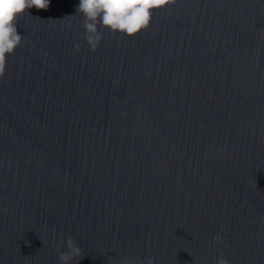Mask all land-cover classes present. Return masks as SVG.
I'll list each match as a JSON object with an SVG mask.
<instances>
[{
	"label": "water",
	"instance_id": "1",
	"mask_svg": "<svg viewBox=\"0 0 264 264\" xmlns=\"http://www.w3.org/2000/svg\"><path fill=\"white\" fill-rule=\"evenodd\" d=\"M78 4L21 16L0 78V264L68 237L71 264H264V0H176L95 51Z\"/></svg>",
	"mask_w": 264,
	"mask_h": 264
},
{
	"label": "clouds",
	"instance_id": "2",
	"mask_svg": "<svg viewBox=\"0 0 264 264\" xmlns=\"http://www.w3.org/2000/svg\"><path fill=\"white\" fill-rule=\"evenodd\" d=\"M175 3L176 0H79L76 13L83 17L84 39L95 51L104 39L101 29H107L113 35L119 32L133 37L148 29L155 10ZM50 5L51 0H0V78L6 74L7 58L15 53L24 39L17 29L20 17L30 15L29 10L33 7L47 11ZM75 48L79 51L81 44L77 42ZM213 239L219 242L221 238ZM65 243L67 252L57 248L61 264H71L74 259L83 258L82 249L72 237H68ZM123 264H154V260L150 257L142 262L127 258ZM217 264H230V261L221 257Z\"/></svg>",
	"mask_w": 264,
	"mask_h": 264
}]
</instances>
